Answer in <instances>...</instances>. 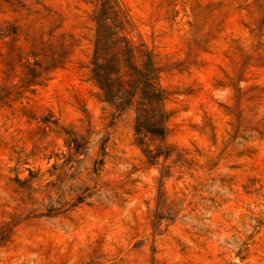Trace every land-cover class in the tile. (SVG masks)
I'll use <instances>...</instances> for the list:
<instances>
[{"label": "rangeland", "instance_id": "rangeland-1", "mask_svg": "<svg viewBox=\"0 0 264 264\" xmlns=\"http://www.w3.org/2000/svg\"><path fill=\"white\" fill-rule=\"evenodd\" d=\"M116 1L0 0V264H264V0Z\"/></svg>", "mask_w": 264, "mask_h": 264}, {"label": "trees", "instance_id": "trees-1", "mask_svg": "<svg viewBox=\"0 0 264 264\" xmlns=\"http://www.w3.org/2000/svg\"><path fill=\"white\" fill-rule=\"evenodd\" d=\"M94 6L97 5L94 20L96 22L97 28L101 26V24H105V15L107 11L113 13L115 16L122 14V11L118 7L116 0H103L100 3H97V0H94ZM101 30H96V36L94 40V48H93V55H92V76L95 79L98 87L102 91L104 101L110 103L112 106H117L115 103L117 99H120L121 95L117 96V94H111L108 89L107 79L108 73L105 76H101L100 71L102 70L103 63H99L98 60L102 59V53L104 50V45L106 44L105 37H101L100 35ZM111 36H109V40L112 39V36L115 34L114 31H111ZM124 46H127L128 52L132 54H141L145 57V60L141 63V65H136L135 62L129 64L130 67V74H134L133 80L130 79L129 84L131 83V89L128 92V99H130L133 95L137 93H142L145 95L146 98L152 100H160L162 98L160 91L156 88L154 83L155 78V69L152 66V62L150 57L142 50V44L138 45H127V43L123 40ZM114 59V56L111 59ZM118 65V64H117ZM112 74V72H110ZM114 80L118 82H122V77L119 74V66H116L114 72ZM102 77V78H101ZM111 94V95H110ZM119 101V100H118Z\"/></svg>", "mask_w": 264, "mask_h": 264}]
</instances>
